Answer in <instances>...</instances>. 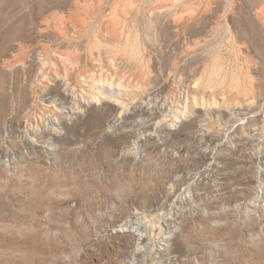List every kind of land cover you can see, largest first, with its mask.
<instances>
[{
  "label": "rangeland",
  "instance_id": "rangeland-1",
  "mask_svg": "<svg viewBox=\"0 0 264 264\" xmlns=\"http://www.w3.org/2000/svg\"><path fill=\"white\" fill-rule=\"evenodd\" d=\"M73 1L0 10V264H264V0Z\"/></svg>",
  "mask_w": 264,
  "mask_h": 264
},
{
  "label": "bare ground",
  "instance_id": "bare-ground-1",
  "mask_svg": "<svg viewBox=\"0 0 264 264\" xmlns=\"http://www.w3.org/2000/svg\"><path fill=\"white\" fill-rule=\"evenodd\" d=\"M1 3H0V10H1V12H2V14H3V18L5 19V20H7V23L9 24L8 26V33H7V35H6V38H11V39H13V38H16V36H18V34H19V29H21L22 27V29L24 30V26H26L25 24H28V21H29V19L30 18H32V24H33V22L34 23H36V21L38 20L40 23H42V25L43 26H47V27H50V16H51V13H50V16H49V12L50 11H54L56 8L58 9V8H64V10L66 11V10H71L72 9V6H73V8H75L76 7V9H77V5H76V3L73 1V0H2V1H0ZM80 2V1H79ZM74 5H76V6H74ZM83 5V4H82ZM96 5V4H95ZM85 8V7H84ZM56 9V10H57ZM79 9H81V8H79ZM73 10V9H72ZM71 10V14H72V11ZM99 10V9H98ZM76 11V10H75ZM74 11V14L76 13ZM79 12V11H78ZM77 12V13H78ZM54 13V12H53ZM67 13H68V11H67ZM69 14V13H68ZM49 18H48V17ZM55 16V15H54ZM54 16H52V17H54ZM72 17V16H71ZM70 17V18H71ZM49 20H48V19ZM70 18H69V21H70ZM39 19H41V20H39ZM68 20V19H67ZM68 21V22H69ZM4 24V23H3ZM30 24V23H29ZM37 25L36 26H40V24L38 25V23H36ZM86 24V23H85ZM7 25V24H6ZM35 25V24H34ZM71 25H72V22H71ZM35 26V27H36ZM46 26H45V28H46ZM67 26V25H66ZM7 27V26H6ZM73 27V26H72ZM78 27V26H77ZM37 28V27H36ZM82 28V27H81ZM21 29V30H22ZM77 29V28H76ZM7 30V29H6ZM16 30V31H15ZM57 37V36H56ZM77 40V39H76ZM14 41V40H13ZM55 41V40H54ZM61 41H66L65 39H61ZM8 42V41H7ZM17 42V41H16ZM93 42V41H92ZM11 43V42H10ZM13 45V44H12ZM92 46V45H91ZM46 47V46H45ZM127 47V46H126ZM58 48V47H57ZM124 50V49H123ZM125 51L126 52H129V54H130V57L132 58V59H134V60H139V48H138V46L137 45H133V46H129V47H127V48H125ZM57 52V51H56ZM58 53V52H57ZM40 55V54H39ZM43 55H45V54H43ZM128 55V54H127ZM92 57V56H91ZM55 58H57L56 60L60 63V64H62V65H64V64H66V63H70L69 61H71V63H73L72 62V55H70V54H65V53H58V57H55ZM95 58V57H94ZM132 61V60H131ZM50 62V61H49ZM56 62V61H55ZM46 64V63H45ZM7 65V64H6ZM77 65V64H76ZM218 65V64H217ZM68 66V65H67ZM15 67V66H14ZM87 67V66H86ZM57 68V67H56ZM66 68V67H65ZM3 69V68H2ZM48 69V68H47ZM64 70H66V69H64ZM213 70V69H212ZM43 71H45V70H43ZM63 71V70H62ZM219 69H218V67H215L214 68V71H213V75L216 73V74H218L219 72ZM50 72V71H49ZM221 72V71H220ZM74 73V72H73ZM42 74V73H41ZM58 74V73H57ZM56 74V75H57ZM215 74V75H216ZM62 75V74H61ZM68 76V75H67ZM93 76V75H92ZM47 77V76H46ZM84 78V77H83ZM95 78V77H94ZM101 78V77H100ZM213 78V77H212ZM216 78V77H215ZM97 79V78H96ZM103 79V78H102ZM235 80V79H234ZM69 81H71V80H69ZM87 81V80H86ZM91 81H93L92 80V77H91ZM61 82V81H60ZM200 82H202V81H200ZM92 83V87L94 88V89H101V91H107V92H110V88L111 87H109L108 85H106L103 81H101V80H94V82H91ZM71 84H72V81H71ZM89 84V83H88ZM199 84V83H198ZM87 85V84H86ZM61 86V85H60ZM201 86V85H200ZM89 87V86H88ZM68 88V87H67ZM70 88V87H69ZM121 88H122V90H123V92H126V94H127V96H129V97H133V95L135 94V90H133V88H130V86H126L125 84L123 85H121ZM91 89V88H90ZM138 89V88H137ZM65 90V89H64ZM125 90V91H124ZM227 90V89H226ZM33 91H34V89H33ZM95 91V90H94ZM140 91H141V89H140ZM205 91V90H204ZM99 92V91H98ZM34 93V92H33ZM31 95H33V94H31ZM108 95V94H107ZM106 95V96H107ZM110 95V94H109ZM34 96V95H33ZM102 96H103V94H102ZM105 96V95H104ZM135 96V95H134ZM93 98L89 101V102H92V103H95V104H97L98 103V105L102 102V98L101 99H99V97H95V95H93L92 96ZM31 98H33V97H31ZM105 99V98H104ZM103 99V100H104ZM89 100V99H88ZM194 100H195V103L197 104V99L194 97ZM111 101H113L112 99H111ZM115 101V100H114ZM89 102L88 101H85V104H87V105H89ZM2 103V102H1ZM119 103H122V102H119ZM84 104V103H83ZM116 104H118V102L116 103ZM120 105V104H119ZM215 105V104H214ZM217 105V104H216ZM3 107H1V108H4L5 110L6 109H8L7 108V103L4 101L3 102V105H2ZM36 106V105H35ZM213 106V105H212ZM49 107V106H48ZM50 107H52V106H50ZM56 107V106H55ZM79 108V107H78ZM57 109V108H56ZM2 110V109H1ZM49 110V109H48ZM47 110V111H48ZM59 110V109H58ZM61 110V109H60ZM63 110V109H62ZM65 110V109H64ZM29 111V110H28ZM123 111V110H122ZM4 112V111H3ZM54 112H55V110H54ZM57 112V111H56ZM58 112H61V114H62V111H58ZM67 112H69L68 111V109H67ZM72 112H73V110H72ZM76 112V111H75ZM65 113H66V111H65ZM187 114H188V112L187 113H185L184 114V117L183 118H185V117H188L187 116ZM66 116H68V114L67 115H65V117ZM69 116H70V114H69ZM57 117V116H56ZM54 118V117H53ZM26 119V118H25ZM51 119V118H50ZM57 120L56 121H58L59 119L58 118H56ZM53 121V120H52ZM58 123V122H57ZM132 225V224H131ZM141 228V227H140ZM141 230V229H140ZM143 231H140L139 232V236H140V239L139 240H141L142 238H143Z\"/></svg>",
  "mask_w": 264,
  "mask_h": 264
}]
</instances>
